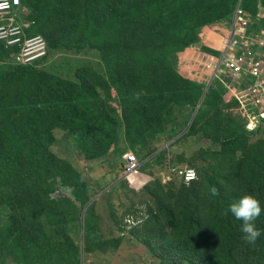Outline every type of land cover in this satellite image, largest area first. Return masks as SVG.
Instances as JSON below:
<instances>
[{
  "label": "rangeland",
  "instance_id": "374dc122",
  "mask_svg": "<svg viewBox=\"0 0 264 264\" xmlns=\"http://www.w3.org/2000/svg\"><path fill=\"white\" fill-rule=\"evenodd\" d=\"M22 2L49 54L0 44V264H264L263 104L198 67L264 0ZM246 194L255 244L230 211Z\"/></svg>",
  "mask_w": 264,
  "mask_h": 264
},
{
  "label": "built area",
  "instance_id": "2783aa9c",
  "mask_svg": "<svg viewBox=\"0 0 264 264\" xmlns=\"http://www.w3.org/2000/svg\"><path fill=\"white\" fill-rule=\"evenodd\" d=\"M22 4L21 0H0V44L18 49V61L33 65L47 57V42L40 35L30 36L29 25L34 21L25 19L29 13ZM258 11L264 12V7ZM258 11L238 4L231 15L230 34L219 42V48L207 51L199 66L209 77L208 84L225 88L236 106L248 102L251 112L259 109L251 103L263 104L264 112V17L256 15ZM123 161L124 175L138 171L139 162L132 153L126 154ZM179 174L186 182L196 178L193 168H181Z\"/></svg>",
  "mask_w": 264,
  "mask_h": 264
},
{
  "label": "clouds",
  "instance_id": "9594fccd",
  "mask_svg": "<svg viewBox=\"0 0 264 264\" xmlns=\"http://www.w3.org/2000/svg\"><path fill=\"white\" fill-rule=\"evenodd\" d=\"M22 1V0H21ZM23 3V2H22ZM24 7L27 8V11L29 13L28 16L25 17L26 20H29L30 22L34 21V24H36L35 19H33L31 17V11L29 10V8L24 5V3L22 4ZM234 10V9H233ZM231 20V19H230ZM31 24L29 26H31L29 33L32 30V25ZM41 36V35H40ZM45 39V38H44ZM46 40V39H45ZM215 47V46H214ZM47 48H48V54H49V47L47 44ZM48 57V55H47ZM46 57V58H47ZM45 58V59H46ZM44 59V60H45ZM43 60V61H44ZM206 77H208L206 75ZM207 83V80H206ZM213 84V83H212ZM212 84H208L206 86L212 85ZM218 86V85H217ZM219 87V86H218ZM223 88V87H222ZM224 91H226L225 88H223ZM227 93V92H226ZM230 96V94H228ZM139 94H137V98H138ZM231 99V97H230ZM232 101V100H231ZM233 102V101H232ZM234 105L236 106L235 102H233ZM246 130V129H245ZM248 132V130H246ZM252 133V132H249ZM124 173V172H123ZM135 173H138V171H136ZM132 173L131 175L135 174ZM131 175H129L128 177H130ZM126 180H128L129 178L125 175ZM195 181V180H194ZM129 184V183H128ZM210 194L211 196L215 197L218 195V190L215 187H212L210 189ZM230 211L232 213V215L239 221H242V225H241V232H242V239L248 243V244H255L256 241L260 238L261 236V231L257 228L255 221L257 220V218L260 217L261 212H262V208H261V203L260 201L254 197L251 194H246L241 196L236 202L232 203L230 205Z\"/></svg>",
  "mask_w": 264,
  "mask_h": 264
},
{
  "label": "trees",
  "instance_id": "16d2710c",
  "mask_svg": "<svg viewBox=\"0 0 264 264\" xmlns=\"http://www.w3.org/2000/svg\"><path fill=\"white\" fill-rule=\"evenodd\" d=\"M204 24H206V22H201V23H198L195 27H198V26H201V25H204ZM223 40V38H221V37H218V39L216 40L217 42H216V44L215 45H218L219 44V42H221ZM211 43V42H210ZM215 43V42H214ZM220 88H222V87H220ZM223 89V88H222ZM224 90V89H223ZM52 114V113H51ZM52 120H53V115H52ZM245 130V129H244ZM245 132L247 133V134H250L249 132H247L246 130H245Z\"/></svg>",
  "mask_w": 264,
  "mask_h": 264
},
{
  "label": "crops",
  "instance_id": "0c3cea01",
  "mask_svg": "<svg viewBox=\"0 0 264 264\" xmlns=\"http://www.w3.org/2000/svg\"><path fill=\"white\" fill-rule=\"evenodd\" d=\"M200 65H198V67H199ZM202 76V75H201ZM136 177L135 179H137V178H143L142 177V175L138 172V173H135V174H133V175H131L130 177ZM130 177H128V178H130Z\"/></svg>",
  "mask_w": 264,
  "mask_h": 264
},
{
  "label": "bare ground",
  "instance_id": "6f19581e",
  "mask_svg": "<svg viewBox=\"0 0 264 264\" xmlns=\"http://www.w3.org/2000/svg\"><path fill=\"white\" fill-rule=\"evenodd\" d=\"M131 178H132V177H130L129 179H131ZM129 179H128V180H129ZM126 181H127V180H126Z\"/></svg>",
  "mask_w": 264,
  "mask_h": 264
}]
</instances>
